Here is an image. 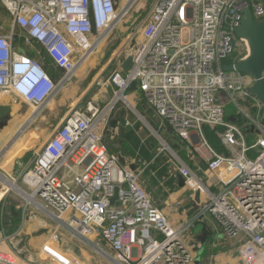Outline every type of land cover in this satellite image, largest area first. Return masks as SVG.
<instances>
[{
    "label": "built area",
    "instance_id": "obj_1",
    "mask_svg": "<svg viewBox=\"0 0 264 264\" xmlns=\"http://www.w3.org/2000/svg\"><path fill=\"white\" fill-rule=\"evenodd\" d=\"M137 1L0 0L8 18L0 23V101L8 92L44 108L117 27H128ZM244 7L256 21L264 18V0H151L140 20L130 23L109 57L113 68L103 85L115 95L107 108L92 99L75 105L19 175L30 192L18 185L15 190L58 223L41 245L37 264H75L60 248L59 225L99 237L114 264L193 263L192 246L183 238L186 226L169 222L139 173L121 167L104 142L107 114L125 100L133 82L162 124L210 154L204 173L213 176L216 192L188 167L173 168L186 187L205 195L200 213H210L225 237L239 242L240 264H264V120L241 101L258 113L264 105L247 91L249 75L223 70L248 55L246 41L234 34ZM37 46L43 52L38 58L26 51ZM45 59L63 71L59 82L45 70ZM225 104L244 117L243 124L225 119ZM204 126L219 128L228 154L211 147ZM0 264L34 263L6 247Z\"/></svg>",
    "mask_w": 264,
    "mask_h": 264
},
{
    "label": "crops",
    "instance_id": "obj_2",
    "mask_svg": "<svg viewBox=\"0 0 264 264\" xmlns=\"http://www.w3.org/2000/svg\"><path fill=\"white\" fill-rule=\"evenodd\" d=\"M0 23L4 24L2 21ZM26 51L36 58L43 54L38 46L36 50L27 48ZM43 66L48 67L49 75L54 81L59 82L63 71L55 68L49 59L43 60ZM78 77L80 75H74L71 83L64 85L44 108L36 109L16 100L8 92L3 95L0 104L9 103L15 109L19 107L17 110L22 119L20 128L25 124L33 132H36L38 128H46L47 131L53 127L55 114L60 106H63V110L58 113L59 122L75 105L84 106L89 99L95 100L101 105L99 102L107 101L110 97L108 93L114 91H109L111 89L103 85L98 90L100 94L95 92L92 97L87 99L86 92L91 84L84 88L80 87L78 85L80 78ZM61 95L63 96L61 97ZM56 98L60 99L57 104H55ZM122 101L117 102L115 109L107 114L108 129L104 134V142L108 150L118 155V158L119 156L123 158L124 163L119 161L121 167L139 173L142 187L173 226H186L183 238L186 245L192 246L194 256L192 264H240L237 258L235 260L231 256V253L234 252L238 255L239 242L225 237L221 227L210 213H200L201 204L206 200L205 195L199 192L196 197V191L186 187L183 177L173 170L175 166L179 165L188 167L202 180L208 190L216 192L213 176L204 173L206 160L210 156L207 149L193 141L179 138L168 125L162 124L154 111L147 105L142 92L137 87L129 88L125 92V100ZM22 103L27 108L19 106ZM241 103L264 120V107L258 113V109L253 107L251 102L241 101ZM225 106V119L241 124L244 117L236 113L233 105L225 104ZM44 124L46 127H43ZM24 129H21L20 135ZM203 132L211 147L219 153L228 154V148L222 145L219 140V128L212 129L204 126ZM249 134L250 132H247L246 139L251 142L253 136ZM4 147L5 145L0 147V152ZM38 150L39 148L33 145H9L0 154V171L6 175L17 172L20 175L24 167L33 164L32 159ZM1 174L2 184L6 183L5 187L13 186L8 181L4 183V180L9 179H5ZM23 188L30 192V188L25 186ZM4 192L0 197V249L12 247L16 252L18 251L17 254L22 253L18 254L22 259L37 264L39 263L37 258L40 247L47 237L45 233L54 228L55 220L43 209L27 202L24 195H20L23 199V203H20L18 199H14ZM39 202L43 203L40 200ZM39 213H44L45 217L41 219ZM55 223L57 226L58 223ZM64 227L68 228L69 232L70 227L64 225H59V230ZM197 230H200V233L204 235L200 237ZM153 235L157 234L153 233ZM24 253L30 254L31 259L22 257L21 255Z\"/></svg>",
    "mask_w": 264,
    "mask_h": 264
},
{
    "label": "rangeland",
    "instance_id": "obj_3",
    "mask_svg": "<svg viewBox=\"0 0 264 264\" xmlns=\"http://www.w3.org/2000/svg\"><path fill=\"white\" fill-rule=\"evenodd\" d=\"M151 0H138L131 12V18L129 22L127 23L128 27L123 28L122 25L117 27L111 34V36L106 39V41L103 43V45L98 49L96 53H94L92 56L88 58L85 65L81 68V70L78 71L77 76L80 75V80L78 85L82 88L85 86L91 84L87 90V99L88 97H92L95 92H97L99 89L103 87V82L107 78L108 74L111 72L113 65H111V62L109 64H106L109 57L111 56L112 52L115 50L116 46L120 43V41L126 37V35L131 31V25L132 21L137 18V20H140L142 17V14L144 15V12L149 7ZM0 20L6 25L8 22L7 15H3V12H0ZM98 75V76H97ZM75 88V87H74ZM112 91L113 88L109 87ZM64 95V94H63ZM61 95V97L63 96ZM114 91L108 93L107 101L99 102L101 105H99L101 108H107L108 103L114 98ZM55 104L58 103L60 99L56 98ZM117 102H123L122 100H118ZM113 106L111 109H115L117 106V103ZM22 108H27L25 104H20ZM19 107H17L18 109ZM12 107L9 103H2L0 104V122L3 124L2 127H0V147L7 144L14 136H16V140L11 143V145H33L36 148H40L44 142L48 139L49 135L51 134L53 128L55 129L57 124H59L58 119L60 118L59 112L63 110V106H60V111L57 109V112L55 114L54 118V125L52 128H49L46 131V128H38L36 132L32 131L30 128H28L25 124L22 125V128H20L19 125H21V117L19 116V109L17 110ZM16 110V111H15ZM110 110V112H111ZM17 112V113H16ZM244 123V120H241V124ZM25 127V129H24ZM43 127H46L44 124ZM24 129L23 133L17 134L19 130ZM15 142V143H14ZM1 172V171H0ZM2 173V172H1ZM3 174V173H2ZM7 179L14 182L15 185L20 186L23 188V178L20 176L18 172L8 175L3 174ZM3 187L2 181L0 180V191L1 193L4 192L12 197L14 199H18L20 203H23V199L20 196L21 194L19 192H16L13 188H1ZM24 189V188H23ZM12 206V205H11ZM5 212V210H3ZM41 215V219L45 217L44 213H39ZM43 221V220H42ZM56 222V220H55ZM54 222V226L56 223ZM40 227H43V225H40ZM67 228V227H66ZM68 229V228H67ZM67 229L60 228L59 232L61 233L60 240H61V249L62 252L69 257L75 264H114V262L111 259V254L109 250L107 249L106 245L102 242V240L99 237H93V236H81L77 233H73L71 229H69V232ZM49 234V231L47 230L45 235L47 236ZM199 233L200 237H202L204 234L200 233V230H197V234ZM98 248H101L104 253H100L98 251ZM229 249V247H228ZM20 250V249H17ZM235 251V250H234ZM18 252V251H17ZM22 254V253H18ZM22 257L28 259L30 258V254L24 253V255H21ZM232 258H237L236 253H231ZM31 259V258H30Z\"/></svg>",
    "mask_w": 264,
    "mask_h": 264
},
{
    "label": "water",
    "instance_id": "obj_4",
    "mask_svg": "<svg viewBox=\"0 0 264 264\" xmlns=\"http://www.w3.org/2000/svg\"><path fill=\"white\" fill-rule=\"evenodd\" d=\"M242 17L240 25L234 29V34L237 38L244 39L248 46V55L242 60H238L233 64H224V71H237L243 74L249 75L253 82L247 88V91L255 96L264 105V18L260 21L253 19L251 11L248 7H244L242 10ZM130 57H127L124 61L125 68L130 67ZM135 83H131L130 88H134ZM14 136L7 144L4 149L0 152L3 153L15 140ZM119 161L124 163L123 158L119 156ZM1 174V173H0ZM5 179L4 175L1 174ZM182 180V178H180ZM17 186V185H16ZM18 187V186H17ZM19 188V187H18ZM117 188H115L114 197L111 199V204L117 197ZM199 191L196 190V197Z\"/></svg>",
    "mask_w": 264,
    "mask_h": 264
},
{
    "label": "bare ground",
    "instance_id": "obj_5",
    "mask_svg": "<svg viewBox=\"0 0 264 264\" xmlns=\"http://www.w3.org/2000/svg\"><path fill=\"white\" fill-rule=\"evenodd\" d=\"M20 132H22L21 130L19 131V132H17V134H19ZM5 181H8V182H10L13 186H11V187H5ZM4 185H3V187L4 188H13V189H16L17 191H18V188L16 187V185H15V183L14 182H12V181H10V180H4ZM22 195H24L23 193H21ZM26 198H27V200H31V197H29V196H26V195H24Z\"/></svg>",
    "mask_w": 264,
    "mask_h": 264
},
{
    "label": "trees",
    "instance_id": "obj_6",
    "mask_svg": "<svg viewBox=\"0 0 264 264\" xmlns=\"http://www.w3.org/2000/svg\"><path fill=\"white\" fill-rule=\"evenodd\" d=\"M0 12H3V15H5V14L7 15L6 11L2 7H0ZM0 22H1V20H0ZM30 55H32V54L30 53ZM226 62H232V57L227 59ZM44 68L47 71V73L49 74L48 67L44 66Z\"/></svg>",
    "mask_w": 264,
    "mask_h": 264
},
{
    "label": "flooded vegetation",
    "instance_id": "obj_7",
    "mask_svg": "<svg viewBox=\"0 0 264 264\" xmlns=\"http://www.w3.org/2000/svg\"><path fill=\"white\" fill-rule=\"evenodd\" d=\"M3 126V124L0 122V127H2Z\"/></svg>",
    "mask_w": 264,
    "mask_h": 264
}]
</instances>
